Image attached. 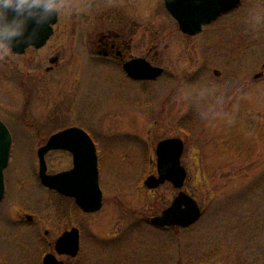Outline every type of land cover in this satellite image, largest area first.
Wrapping results in <instances>:
<instances>
[{"label": "rangeland", "instance_id": "obj_1", "mask_svg": "<svg viewBox=\"0 0 264 264\" xmlns=\"http://www.w3.org/2000/svg\"><path fill=\"white\" fill-rule=\"evenodd\" d=\"M151 1L147 12L135 10L149 16L142 21L153 31L159 28L153 43L165 75L156 81L132 82L121 67L65 51L47 72L55 57L50 47L0 53V118L13 136L0 202V261L42 264L75 226L80 254L59 257L64 264H264V0H243L195 39L179 32L166 9L156 18ZM250 9L261 13L254 33L246 22ZM205 80L224 89L232 119H201L185 99L187 89ZM75 126L89 131L97 146L104 196L97 213L84 214L38 181L39 148ZM175 137L185 142L182 190L203 216L186 229L156 228L151 218L179 190L169 182L150 190L144 182L157 174L158 143ZM72 162L65 152L47 155L51 174Z\"/></svg>", "mask_w": 264, "mask_h": 264}, {"label": "water", "instance_id": "obj_2", "mask_svg": "<svg viewBox=\"0 0 264 264\" xmlns=\"http://www.w3.org/2000/svg\"><path fill=\"white\" fill-rule=\"evenodd\" d=\"M242 0H165L168 11L179 20L184 32L196 35L203 25L211 23L222 14L235 9ZM58 18L51 25H45L39 38L32 43L37 49L46 45L53 35ZM30 48L27 43L14 47L15 54H24ZM133 62L125 66L127 73L137 80H154L164 72L150 64ZM12 135L7 126L0 121V201L5 193L4 171L10 160ZM185 144L180 138L167 139L157 147L158 176L152 175L145 181L149 189H157L167 182L181 190L170 207L161 215L152 218L151 223L159 228H187L196 224L202 217V209L193 197L182 189L187 179V170L182 165ZM64 150L73 154L74 168L57 174L48 173L46 156L51 151ZM41 183L63 196L73 198L86 213H95L103 206V192L100 187L97 148L91 137L78 127L68 128L51 136L47 144L38 151ZM58 255L77 257L80 251V231L73 228L65 232L56 242ZM43 264H61L54 254H47Z\"/></svg>", "mask_w": 264, "mask_h": 264}, {"label": "flooded vegetation", "instance_id": "obj_3", "mask_svg": "<svg viewBox=\"0 0 264 264\" xmlns=\"http://www.w3.org/2000/svg\"><path fill=\"white\" fill-rule=\"evenodd\" d=\"M147 1L148 0H70V3L75 6V10L70 15L62 14L58 17V22L54 26V33L44 47H50L51 50L55 52V57L49 60L50 65L47 66L46 71L50 72L58 67L61 61V56L64 53L63 51L75 56H84L83 54H88L92 59L99 60V63L103 61L102 63L119 68V72H122V70L126 72L124 67L136 60L142 61H137L141 62V66H144L145 63H150L154 67H162L158 63L161 51L159 47L153 43L154 39H156L154 33L160 35L158 32L159 28H157L156 31H153L155 26H149L142 21L144 18H149V16H146V14L142 16L136 12V8L139 9L140 7L143 9L142 11L147 12ZM151 2H154L152 6L156 7V18L163 17V10L166 9L165 1L153 0ZM144 5L145 8H143ZM225 15L226 14L220 16L216 21L208 25H204L202 32L197 35H190L182 31L179 21L172 16L171 17L173 18V21L177 23L179 32L183 36L195 39L201 36L206 31V28L217 23ZM155 16L152 13V18ZM138 19L142 22L139 23ZM160 27L163 29L162 24ZM64 40H69V42L64 43ZM31 49L37 50L35 48ZM139 49H141V51ZM142 49L144 50L143 52ZM153 50L156 51L155 56H152ZM138 51H140V55H137ZM52 61H55V63H52ZM202 61H204V59H202ZM120 67L122 70H120ZM215 73L220 74L219 71H216ZM126 74L132 82H152L147 80H136L128 73ZM164 75L165 68L162 76ZM172 79L171 80L174 84L173 91L179 92L180 85L178 76L175 74ZM178 98L179 93L174 96L176 109ZM0 120L9 128V125L4 120L1 118ZM9 131L12 135L10 128ZM86 132L94 141L93 135L89 131ZM49 191L54 192L52 190ZM55 244L56 242L54 243V249ZM48 253L51 252H47L45 255ZM0 263L9 264V260L2 259Z\"/></svg>", "mask_w": 264, "mask_h": 264}, {"label": "clouds", "instance_id": "obj_4", "mask_svg": "<svg viewBox=\"0 0 264 264\" xmlns=\"http://www.w3.org/2000/svg\"><path fill=\"white\" fill-rule=\"evenodd\" d=\"M74 10L70 0H0V53L7 55L24 43L34 46L32 42L39 38L45 25H51L53 18L70 15ZM260 19L259 11L249 10L246 22L251 32H255ZM185 99L201 119H232L231 113L224 109L225 91L216 81L205 80L190 87Z\"/></svg>", "mask_w": 264, "mask_h": 264}, {"label": "trees", "instance_id": "obj_5", "mask_svg": "<svg viewBox=\"0 0 264 264\" xmlns=\"http://www.w3.org/2000/svg\"><path fill=\"white\" fill-rule=\"evenodd\" d=\"M216 257H217V256H216ZM213 259H215V257H214V258H212V260H213ZM212 260H211V261H212Z\"/></svg>", "mask_w": 264, "mask_h": 264}]
</instances>
